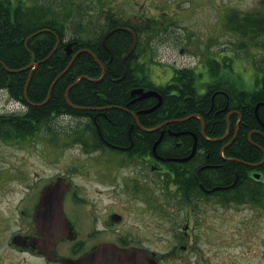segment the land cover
I'll return each instance as SVG.
<instances>
[{
  "label": "flooded vegetation",
  "instance_id": "flooded-vegetation-1",
  "mask_svg": "<svg viewBox=\"0 0 264 264\" xmlns=\"http://www.w3.org/2000/svg\"><path fill=\"white\" fill-rule=\"evenodd\" d=\"M161 17L155 28L164 40L168 36L165 25L169 26L171 20ZM147 47L135 56L132 66L143 63L140 57L147 58ZM198 55L195 65L184 63L171 67V72L166 68L165 76L151 78V71L146 69L148 79L162 89H156L161 95L158 107L163 118L153 130L160 137L155 153L152 146L150 153L145 150L143 138L149 130L137 120L128 126L125 141H107L99 135L102 145L97 142L94 151L103 154L110 149L118 153L115 161L92 157L89 160L100 167L72 163L58 174L45 178L36 174L33 180L15 169L22 182V195L16 201L19 227L7 244L23 255L17 264H32L31 260L62 264L61 258L77 260L78 264H208L210 257L225 251L228 244L237 240L245 245L239 237L244 228L241 212L244 208L251 211L247 228L252 236L257 231V214L264 210V99L256 101V123L252 127L244 125L242 104L235 103L234 93L227 91L226 79L218 73L235 61H229L222 49L208 55L203 49ZM208 74L216 78L207 80ZM157 79L161 82L156 83ZM233 81L234 90H243L235 78ZM131 96L134 101L136 95ZM146 98L157 102L156 97ZM110 106L95 107V113L105 116L103 111ZM0 116L14 117L13 111ZM191 117L198 118L199 123H186ZM132 130L138 136L136 141L131 137ZM4 141L14 143L19 139L12 136ZM90 169L104 171L98 175L99 180H104L101 176L110 178L113 190L105 195L104 203L98 200L99 190H87L75 180L77 171L86 177ZM49 189L62 194L64 219L54 243L38 222L40 197ZM149 190L155 191L153 204L148 199ZM148 206L158 217V236L152 240L168 245L163 252L148 246ZM226 225L230 228L225 230ZM260 242L264 259V236ZM244 255L240 250L236 256Z\"/></svg>",
  "mask_w": 264,
  "mask_h": 264
},
{
  "label": "trees",
  "instance_id": "trees-1",
  "mask_svg": "<svg viewBox=\"0 0 264 264\" xmlns=\"http://www.w3.org/2000/svg\"><path fill=\"white\" fill-rule=\"evenodd\" d=\"M104 17L103 25L99 29L95 26L90 28L82 23V21L91 22L89 19L70 17L63 19L50 4L0 0V88H5L12 98L25 106L24 111L13 113L14 117L0 116L1 136L5 138L18 136L22 141L41 135L44 130L46 134H50L49 122L59 116L69 115L82 120L83 124L67 133L81 145L83 150L91 151L98 145L97 142L102 145L97 127L105 140L118 139V142H122L127 139L128 126L132 123L136 124L137 120L148 128L160 122L163 112L159 107L148 113H137L154 104L153 98L131 101L130 95V91L137 87L162 90L148 79L144 64L132 66L135 56L141 54L143 48L149 46L148 41L157 35V28L153 25L156 23L155 20L149 17L143 19L142 24L138 22L142 19L124 21L111 11L105 13ZM68 24L72 28L67 41L78 42L74 50L80 47L88 48L95 58L88 51H82L69 68L61 73L71 58V55L63 51V46L67 42L64 39ZM115 26H130L137 35L136 46L124 63L125 73L121 79H119L122 75L120 60L131 45L130 33L125 30L113 32L105 41L108 49L104 48L101 42L103 35ZM227 29L244 38L242 43L237 44V48L248 46L262 48L263 53L259 56V61H264V40H257L264 34V3L261 11L249 12L243 16L231 14L227 19ZM56 44L57 47L54 49ZM50 52L51 55L47 59L38 62ZM97 61L104 66L103 77L99 80L96 79L101 75V68ZM30 62H38V64L31 72L24 97V86L30 70L25 66ZM8 69L18 71L9 72ZM262 76L264 77V70ZM76 78H78L76 83L70 86ZM225 83L227 91L234 93L235 103L242 104L243 124L252 127L256 123L254 113L256 101L264 99L263 88L237 91L234 90L231 80L227 79ZM67 88L68 102L64 96ZM106 105L111 106L103 111L105 116L95 113V107ZM165 111L167 114L170 113L168 109ZM132 112L136 113V117ZM258 115L261 117V113ZM94 116H96L95 122ZM195 122L199 123L196 117L186 121L188 124ZM144 135V147L150 153L151 146L157 139V131H149ZM55 137H57L56 133ZM131 137L133 141L138 138L133 130Z\"/></svg>",
  "mask_w": 264,
  "mask_h": 264
},
{
  "label": "rangeland",
  "instance_id": "rangeland-1",
  "mask_svg": "<svg viewBox=\"0 0 264 264\" xmlns=\"http://www.w3.org/2000/svg\"><path fill=\"white\" fill-rule=\"evenodd\" d=\"M27 3H46L52 6L56 13L63 19H89L91 22L82 21L86 26L99 29L103 25V16L108 11L115 14L116 17L125 20L138 21L135 17L142 19L138 21L142 24L143 19L147 17L155 20V26H159V19L169 18L170 25L166 24V34L168 36L162 40L161 36L149 40L147 47L148 71H151V78L157 75H164L167 68L171 72V67H177L184 63L193 64L198 62L199 53L206 49L208 52L223 50L228 60L235 61L231 66L221 68L218 72L223 78L235 77L236 83L243 89L252 90L259 84L258 79L262 76L264 70V61L259 62V53L262 52L260 47H240L237 44L244 41L242 35H238L227 29V19L231 14L243 16L249 12L262 10L264 0H24ZM161 17V18H160ZM169 28H168V27ZM71 25L68 24L65 41L71 34ZM163 34V33H162ZM161 35V34H160ZM264 40V34L257 40ZM182 46L186 51H181ZM251 53V54H250ZM255 54V55H253ZM143 60L140 57V62ZM150 67V68H149ZM232 67V68H231ZM163 71V72H162ZM165 76V75H164ZM206 79L212 80L216 76L208 74ZM155 79V78H154ZM162 79H165L162 78ZM161 79L155 80L160 83ZM166 82V81H165ZM163 82V83H165ZM21 108L20 105L10 102L6 90L0 89V114L12 112ZM21 110H23L21 108ZM82 120L76 119L69 115L59 116L52 119L50 134L44 133L14 143H7L0 138V264H17L18 259H23V255L17 254L10 248L8 238L16 230L19 223L16 212V201L22 195V182L18 178L20 172H15L18 168L24 174H29L33 180L36 174L43 178L53 174H58L66 166L72 163L87 162L92 166L95 165L89 158L106 157L115 161L118 153L105 149L101 154L98 151H85L73 140L68 131L82 125ZM57 137H55V133ZM88 158V159H86ZM104 171L89 170L84 177L79 171L75 173L76 182L86 186L87 190H99L101 195L98 200L104 203L105 195L109 194L113 188L108 179L100 176ZM128 173H126L127 175ZM153 173L149 172V176ZM22 175V173H21ZM119 180V179H117ZM155 187V186H154ZM155 195L154 190L148 191V199L153 204L152 198ZM245 204V203H244ZM251 211L243 209L241 215L244 223L242 231L239 234L244 240L245 245L241 246L237 240L233 244H228L226 250L218 253L215 257H210L208 264H264V259L260 252L261 239L264 236V210L257 214L256 222L257 231L251 236L247 226L250 227V221L247 222ZM147 223L149 229V248L163 252L168 245L156 242L152 239L158 236V220L155 209L147 208ZM251 220V219H250ZM230 225H226V229ZM259 242V244H258ZM205 245V243H204ZM218 247V246H214ZM205 249V246H202ZM243 250L244 256H236L239 251ZM204 257L206 254L204 253ZM30 260V259H29ZM24 263L26 261H22ZM32 264H38L37 261L31 260ZM204 262V261H203ZM201 261L200 264H203ZM205 263V262H204ZM163 264H170L165 261Z\"/></svg>",
  "mask_w": 264,
  "mask_h": 264
},
{
  "label": "water",
  "instance_id": "water-1",
  "mask_svg": "<svg viewBox=\"0 0 264 264\" xmlns=\"http://www.w3.org/2000/svg\"><path fill=\"white\" fill-rule=\"evenodd\" d=\"M118 29H126L128 30L131 35H132V43L130 48L128 49V51L122 56L121 58V66H122V76L124 75V62L126 60V58L133 52V49L135 47L136 44V35L135 33L132 31V29L130 28H123V27H114L111 30H109L102 38V43L104 46L105 45V39L114 31L118 30ZM77 42L76 41H71L68 42L65 46H64V51L66 54H70L73 51V46L76 45ZM83 49H79L77 52H75L69 62V64L67 65V67L63 70V72H65L68 67L71 65L72 61L75 59V57L77 56V54L79 52H81ZM89 51V50H88ZM90 53H92L91 51H89ZM100 64V63H99ZM37 66V62H31L30 64H28L26 67H31L32 69H34ZM102 72H103V66L102 64H100ZM31 69V70H32ZM11 72L14 71H18V70H10ZM31 70L29 72L28 78L26 80V84H25V89L26 86L29 82V78H30V74H31ZM58 78V76L55 78V80ZM54 80V81H55ZM53 81V83H54ZM76 82V80L73 82V84ZM53 83L51 84L50 87H52ZM69 88V87H68ZM65 91V98L67 99V90ZM132 94L134 93H138L139 97L138 98H144L147 96H155L158 98V101L155 105H153L151 108H148L146 110H143V112H149L153 109H155L161 102L160 100V96L158 95V93L155 90H143L142 88H137V89H133L131 91ZM24 96H25V90H24ZM258 104L255 107V110L257 109ZM160 141V137L154 142V144L152 145V151L155 152V147L158 144V142ZM40 206H39V220L38 222L40 223L39 228L43 231H45L48 234V239L49 241L51 240L52 243H54L55 241H57V239L59 238V234L58 231L60 230V223L63 221L64 217L62 214V194L60 191H56L53 189H49L46 193H42L41 197H40V202H39ZM43 221V222H42ZM62 264H78L77 260H72L69 258H61L60 259Z\"/></svg>",
  "mask_w": 264,
  "mask_h": 264
}]
</instances>
